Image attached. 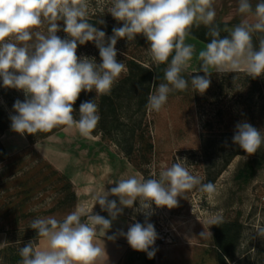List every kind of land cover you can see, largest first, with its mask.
<instances>
[{"label": "rangeland", "instance_id": "rangeland-1", "mask_svg": "<svg viewBox=\"0 0 264 264\" xmlns=\"http://www.w3.org/2000/svg\"><path fill=\"white\" fill-rule=\"evenodd\" d=\"M238 2L213 0L214 24L227 23L223 27L224 34L228 33L225 29L233 28L245 17L238 12ZM258 2L260 0H250L253 10ZM111 4L112 0H88L87 19L96 21L99 30L102 24L122 25L108 12ZM58 24L61 30L57 35L69 38L62 30L63 21ZM47 28L45 21L36 31L46 35ZM112 35H106L105 40ZM261 38L264 33H253L254 47L258 48ZM185 44L194 48L190 66L184 71L189 87L183 91L173 90L159 112L148 111L154 148L149 159L139 164L140 168L126 161L115 146L92 134L81 136L74 128L57 126L50 136L30 137L13 131L10 119L7 127L0 129V250L4 251L0 253V264L6 263L7 255L19 253L25 244L37 237L36 231L30 228L32 220L46 217L63 220L80 206L89 213L92 210L93 214H98L101 207L98 203L94 205V197L108 192L107 182L102 179L109 177L116 163L119 166L130 163L131 172L139 171L148 179L154 174L158 178L159 172L170 167L176 158H186L189 172L202 184H207L222 167L227 154L239 147L232 143L238 122L247 121L264 134V75L253 78L244 71L217 72L210 68V87L199 93L192 88L190 79L197 74L204 75L199 72L198 53L206 44L191 36L186 37ZM148 46L135 39H118L117 60L125 64L127 59H136L146 66H155ZM77 55L101 62L94 42L78 44ZM17 99L23 101L24 93L3 87L0 80V104L9 117L15 114L13 104ZM256 154L261 156L233 158L213 181L214 193L203 192L197 185L181 193L176 208L152 205L149 222L154 224L157 233L166 232L171 237L170 243L156 247L160 255L156 256L154 264H219L213 224L210 223L216 217L219 221H234L241 226L228 264H264V233L260 232L264 229V144ZM71 177L80 186L87 183L88 194L78 197ZM95 206L98 209L93 210ZM138 208L137 201L125 213L127 215L120 214L126 217L129 226L135 222L144 223L146 217L136 210ZM41 243L46 245L43 238ZM132 257L127 255L121 264H133Z\"/></svg>", "mask_w": 264, "mask_h": 264}, {"label": "clouds", "instance_id": "clouds-1", "mask_svg": "<svg viewBox=\"0 0 264 264\" xmlns=\"http://www.w3.org/2000/svg\"><path fill=\"white\" fill-rule=\"evenodd\" d=\"M108 12L122 26L113 28V35L106 41V33L87 19L88 0H0V80L3 87L20 90L25 96L23 101L17 99L13 104V131L34 135L66 126L88 137L100 120L98 106L94 100L82 102L76 119L73 105L81 92L109 94L127 70L117 60L115 46L121 38L131 41L143 35L153 63L167 64L166 82L153 84L155 91L149 93L146 108L150 111L159 112L173 90L189 87V80L182 73L190 66L194 53L193 46L185 44L193 25L199 27L202 23L208 28L206 35L211 37L206 48L198 53L199 72L204 75L190 79L197 92L204 93L210 87V68L217 72L244 71L253 78L264 75V38L258 48L252 42L253 33H264V0L254 10L250 0H239L238 12L250 14L254 21L242 19L233 28L225 29L229 35L223 37L219 26L214 25L213 0H112ZM45 21L46 35L36 31ZM58 21H63L62 30L69 38L57 35L61 30ZM87 42L95 43L100 63L95 58L77 55L78 44ZM232 143L251 155L264 144V134L249 122L241 121L235 126ZM186 162V158H176L170 167L159 172L158 178L155 174L148 179L132 175L119 179L110 191L97 194L94 205L98 203L110 219L78 207L63 220H32L30 228L46 241V246L40 247L35 241L25 244L19 250L20 264H97L106 255L104 247L97 243L98 233L104 237L123 209L132 208L137 201L136 210L146 217L144 223L135 222L119 235L126 238L133 250L152 258L158 238L148 219L153 214L152 205L176 208L181 193L197 185L203 192H215L211 182L202 184L189 172ZM109 196L118 197L119 202L109 200ZM218 222V217L210 221ZM260 232L264 233V229ZM107 238L114 240L116 236Z\"/></svg>", "mask_w": 264, "mask_h": 264}, {"label": "trees", "instance_id": "trees-1", "mask_svg": "<svg viewBox=\"0 0 264 264\" xmlns=\"http://www.w3.org/2000/svg\"><path fill=\"white\" fill-rule=\"evenodd\" d=\"M88 21L95 27L97 26L96 21ZM226 24H214L219 26L221 37L229 35L228 33L224 34L223 27ZM121 26L102 24L101 30L106 35H112L113 28ZM207 32L208 28L206 26L200 25L196 27L193 25L188 36L207 45L211 40V37L206 35ZM135 40L137 43L148 44L143 35H138ZM170 60L171 57H169ZM125 65L126 72L116 80L109 94L96 95L93 92H81L79 98L73 105L76 110L73 115L76 119H79L80 104L85 101L94 100L98 106L100 120L91 134L99 137L101 141L115 146L119 154L123 155L135 167L140 168L139 164L149 159L154 148L151 141L150 122H148L149 110L146 108L148 96L150 92L155 91L153 84L158 85L166 82L164 80V70L167 64H162L161 66H146L136 59H127ZM182 75L185 77V72ZM9 120L10 117L6 109L0 104V129H5ZM56 130L57 128H53L48 132L27 135L30 137L44 138L50 136ZM239 155L248 154L243 152L240 147L232 149L224 159L222 167L215 173L210 182L213 183L233 158ZM251 155L261 156L256 153ZM250 165L249 163L248 168ZM240 228V224L234 221L222 220L217 224H213L212 232L219 264H228V256H232L230 254L235 250L233 246L239 239L241 233ZM39 239L40 237H35L34 241L38 243ZM1 252L4 251L0 250ZM21 259L19 253L7 255L5 264H20Z\"/></svg>", "mask_w": 264, "mask_h": 264}, {"label": "crops", "instance_id": "crops-1", "mask_svg": "<svg viewBox=\"0 0 264 264\" xmlns=\"http://www.w3.org/2000/svg\"><path fill=\"white\" fill-rule=\"evenodd\" d=\"M245 18L250 20L249 22L254 21V18L251 15L245 16L244 19ZM115 156L116 155H114L112 157L115 158ZM118 160H116V161L118 162ZM125 160L127 161V159H125ZM116 164L117 165H113V167H112L113 171L111 174H109V177L105 176L102 179L103 181H105V183L107 182L106 183V187H107L106 190L108 189V191H110L111 188L115 187L114 183L117 182L121 178H127L129 176L137 175V174L139 176H141L139 171H136V170H134L132 172L130 171V166H131L130 163L125 162V163H122L120 166L118 165V163H116ZM71 181L74 185L77 186V196L78 197H81L84 194H88L89 187H88L87 183L86 184L84 183L80 186V185H78V183L75 181V179L73 177H71ZM81 182H83V179H81ZM108 198H109V200H116L117 203L119 202L118 197L109 196ZM80 207H82V206H80ZM96 209H98V206L97 207L95 206V208L93 210H96ZM85 210H88V209L85 208ZM130 210H131V208H127V207L124 208L123 212H122L123 215L125 213H128ZM98 214L110 219V217L108 216V213L106 211L100 210V212ZM125 215H127V214H125ZM128 227H129V222L126 219V217L119 215L115 220H113L111 228L107 231V233L104 237L98 233L97 243L102 248L104 247L106 255L102 259L98 260L97 264H121V262H123L125 260L127 255L133 256L132 257L133 264H139L138 261H139L140 251L137 252L136 250H133L130 247V245L128 244L126 238L124 236L119 235V232L121 230L126 233L128 231ZM114 234L116 236V238L114 240H109L107 238L108 236H113ZM37 244L40 247L42 246L41 238L39 239V242ZM44 246H46V245H43L42 247H44ZM155 250H156L155 251V260H156V256L160 255V254H159V250L157 248ZM154 263H155V261H154Z\"/></svg>", "mask_w": 264, "mask_h": 264}, {"label": "built area", "instance_id": "built-area-1", "mask_svg": "<svg viewBox=\"0 0 264 264\" xmlns=\"http://www.w3.org/2000/svg\"><path fill=\"white\" fill-rule=\"evenodd\" d=\"M171 242V237L166 232H158V238L155 241L154 248H156L159 245L168 244Z\"/></svg>", "mask_w": 264, "mask_h": 264}, {"label": "water", "instance_id": "water-1", "mask_svg": "<svg viewBox=\"0 0 264 264\" xmlns=\"http://www.w3.org/2000/svg\"><path fill=\"white\" fill-rule=\"evenodd\" d=\"M155 261V255L149 258L145 252H140L139 254V264H153Z\"/></svg>", "mask_w": 264, "mask_h": 264}]
</instances>
